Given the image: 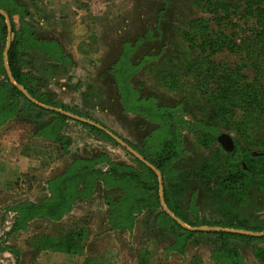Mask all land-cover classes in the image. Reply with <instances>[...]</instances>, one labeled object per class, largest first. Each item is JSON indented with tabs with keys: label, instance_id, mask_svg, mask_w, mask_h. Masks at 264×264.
I'll return each mask as SVG.
<instances>
[{
	"label": "rangeland",
	"instance_id": "obj_1",
	"mask_svg": "<svg viewBox=\"0 0 264 264\" xmlns=\"http://www.w3.org/2000/svg\"><path fill=\"white\" fill-rule=\"evenodd\" d=\"M225 1L226 11L214 0H0L24 79L48 103L8 98L0 18V264H264V107L245 95L249 86L264 92L261 45L247 40L250 28L264 29V4L248 22L246 1ZM42 105L97 122L151 160L167 158L158 170L174 211L166 206L188 226L261 239L187 234L150 204L156 193L140 184L156 180L124 144L68 116L61 123ZM115 165L141 178L115 179ZM234 170L245 178L223 189ZM30 204L43 208L23 220Z\"/></svg>",
	"mask_w": 264,
	"mask_h": 264
},
{
	"label": "trees",
	"instance_id": "obj_2",
	"mask_svg": "<svg viewBox=\"0 0 264 264\" xmlns=\"http://www.w3.org/2000/svg\"><path fill=\"white\" fill-rule=\"evenodd\" d=\"M203 1V0H201ZM246 1V4H247V9L245 11V18L247 19L248 22H250L253 17H255V13L257 12L258 8L255 10L254 6H259L261 5L262 3L264 4V0H244ZM215 3L211 2L209 5L212 6L213 10L215 9H220L222 8V10L226 11L227 8H229L228 6H230V4L226 3L225 0H214ZM260 8V7H259ZM263 12V11H262ZM9 13V16L11 17L12 16V12H8ZM0 18L2 20H5V17L3 15L0 14ZM251 19V20H250ZM260 24V22H259ZM12 26H13V31H14V25L12 23ZM6 31H8V28H7V25H6ZM250 36L249 38H247V40H250V42L252 44H249V47H259V45H261L258 50V56L260 57H263L264 56V29H259V28H256V27H252L250 28ZM224 42H223V45H227V41H229L227 39V37L225 39H223ZM231 45L233 42H229ZM207 45H210L211 48H212V42H207L205 43ZM18 46H20V40H12V45H11V48L9 50V67H10V72L12 74V77L14 79V81L18 84H21L30 94L31 96H33L35 99H37L38 101H41L43 102L44 104H48L47 102H44L42 99H39L36 94L34 93V91L32 89L29 88V86L27 85L25 79H24V76L21 72V69L19 67V54H18ZM228 46V45H227ZM213 52V50H212ZM264 60V58H263ZM207 71L208 73H211L210 71H214L210 68V65H209V68H207ZM2 74L5 75V78L6 80H8V83L6 84V94L8 96V98L10 99H14L18 96H22L24 97L25 99H27L29 101V99L13 84L10 82V78L8 76V72L6 70L5 67H3V70H2ZM223 82H227V79L224 78ZM249 93L250 94V99L251 101L249 102L250 105H257L258 107H261L263 108L264 107V92H261V90H255L253 89L252 86H249V88L247 89V91H245V95H248ZM240 97H242L240 95ZM33 106H37L36 104L30 102ZM50 105H53L52 103H49ZM221 107V105H220ZM17 107L16 106H13L10 110H8V112L5 114V117L6 119H9L10 117L12 118L14 115V111ZM44 109V108H42ZM54 114H56L58 116V120L59 122L61 123H64L68 117H66L65 115L63 114H60V113H57V112H52ZM4 124V122H1L0 125ZM85 126H89L90 128L92 129H95V130H98L100 131L101 133L105 134L104 131L102 130H99L98 128L94 127V126H91V125H88V124H85ZM47 128L50 127V125L48 124L46 126ZM57 130L55 129L54 130V133L52 134L53 136L56 135V132ZM106 135V134H105ZM107 137H109L108 135H106ZM134 148V146H133ZM135 149V148H134ZM230 155L233 154V152H228ZM145 157V159H147L148 161H150L157 169L161 170L162 173L164 172V163L167 161V158H161L159 160H151L149 159L147 156L143 155ZM145 168L146 170H148V172L150 173L151 177L154 178L156 180V183L155 185H151L149 183H145V182H141L140 186H141V190H143V193H147L149 191H155L156 193V196H149V200H150V204L152 205H155V206H160L161 207V201H160V196H159V182H157V179H158V176L153 172V170L149 167H147L143 162L139 161ZM120 167L119 166H116L115 165V168H113L111 170L110 173L111 176L115 179H119V180H124L125 178H128L127 181H130V179H140V175H137L136 171L132 170L133 172H128V171H124V172H120L119 169ZM240 169L242 171H245L246 169H249L250 168H247L246 166H244V164H241L240 165ZM241 170H237V171H233L232 173H229L227 174L225 177H223L222 181H221V185H222V188L225 189V190H229L231 188H233L235 186L236 183H239L241 182L245 176L244 174H242ZM77 176H80L78 174H75V177ZM138 176V177H137ZM69 179V176H63L62 177V182H61V186L64 185L67 180ZM58 191H62V189L58 188ZM165 200L167 202V204L171 207V209L174 211V208L172 206V203L170 202L169 200V197H168V191L167 189H165ZM61 201V200H60ZM58 201L56 204H55V207L58 208L59 205H62V201L60 202ZM60 207V206H59ZM43 208V205H36V204H30L28 207H27V211H26V215L25 217L23 218L24 219H27V218H32L34 216L37 215V211H39L40 209ZM166 215V214H164ZM167 216V215H166ZM168 217V216H167ZM172 222H174L172 219H170ZM20 221L16 222L15 225H20ZM179 228H181L182 230H185L183 229L179 224L175 223ZM187 234L189 235H192L193 232L189 231V230H185ZM222 241H225L226 238L228 236H231V235H235V234H232V233H229V232H215ZM235 236H238V237H246V236H243V235H235ZM249 238H252V239H261V237H249ZM223 250H225V253H227L228 255L231 254V252H229V250L227 249L226 245L223 246Z\"/></svg>",
	"mask_w": 264,
	"mask_h": 264
},
{
	"label": "water",
	"instance_id": "obj_3",
	"mask_svg": "<svg viewBox=\"0 0 264 264\" xmlns=\"http://www.w3.org/2000/svg\"><path fill=\"white\" fill-rule=\"evenodd\" d=\"M0 14L3 15L5 17L6 20V24H7V28H8V38H7V46H6V50L4 53V64H5V68L8 72L10 81L33 103L39 104L35 98L33 96H31V94L25 90V88L21 85L18 84L14 81L12 74L10 72V67H9V50L11 48L12 45V32H13V26H12V22L10 19V16L3 10H0ZM44 108L53 110L54 112L63 114L65 116H68L72 119H75L77 121L83 122L85 124L97 127L101 130H103L104 132H106L109 136H111L113 139H115L116 141L120 142L121 144H124V141L117 136L115 133H113L112 131L106 129L105 127H103L102 125L98 124L95 121L89 120L87 118H83L79 115H76L74 113L65 111V110H61L55 107H47L42 105ZM218 141L219 143L223 146V148L227 151V152H233L234 148H235V142L234 139L226 134L223 133L218 137ZM124 146L135 156L137 157L140 161H142L144 164H146L148 167H150L152 170H154L156 172V174L159 177V193H160V198H161V204L162 206L165 208V210L167 211V213L183 228L187 229V230H199V231H205V232H229V233H235V234H244V235H250V236H260V234L257 233H253L250 231H245V230H235V229H226V228H220V227H199L197 229L192 228L190 226H188L183 220H181L179 217L175 216L171 211H169L167 209L166 206V202H165V188L163 185V180H162V174L161 172L147 159H145L144 156H142L139 152H137L135 149H133L131 146L124 144Z\"/></svg>",
	"mask_w": 264,
	"mask_h": 264
},
{
	"label": "flooded vegetation",
	"instance_id": "obj_4",
	"mask_svg": "<svg viewBox=\"0 0 264 264\" xmlns=\"http://www.w3.org/2000/svg\"><path fill=\"white\" fill-rule=\"evenodd\" d=\"M134 149V148H133Z\"/></svg>",
	"mask_w": 264,
	"mask_h": 264
}]
</instances>
